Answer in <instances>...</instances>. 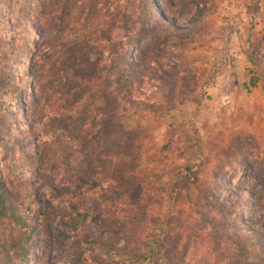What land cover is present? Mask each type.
I'll use <instances>...</instances> for the list:
<instances>
[{"label":"rangeland","instance_id":"rangeland-1","mask_svg":"<svg viewBox=\"0 0 264 264\" xmlns=\"http://www.w3.org/2000/svg\"><path fill=\"white\" fill-rule=\"evenodd\" d=\"M65 3L0 0V195L38 229L14 264H264V0Z\"/></svg>","mask_w":264,"mask_h":264},{"label":"trees","instance_id":"trees-1","mask_svg":"<svg viewBox=\"0 0 264 264\" xmlns=\"http://www.w3.org/2000/svg\"><path fill=\"white\" fill-rule=\"evenodd\" d=\"M68 2L69 0H66V3L60 6V10H62V8L64 10H68ZM209 15L210 11L205 10L201 19L205 20ZM49 34L47 35L48 37L51 36ZM197 34L198 30L195 25L190 29L182 31L180 34V37L182 38V46L186 47L191 42V40L197 36ZM43 45L45 50H48L51 53H56L58 47L64 46L63 37L61 36L50 41L46 40ZM29 54V58L32 61L33 56L31 53ZM87 68L88 67H84V69L78 70V74L75 77V83L77 84L78 91H85L88 89L89 84L95 81L94 76L88 73L89 69ZM250 86L255 87L256 82L253 80ZM170 92L171 94H174V90L171 89ZM83 95H86L85 92H83ZM128 104L132 108H142V103L129 100ZM109 109H111V107L108 105V110L106 111L107 115H109ZM134 112L136 113V111ZM107 115H105V117ZM194 146H196V143H194ZM191 172V169H187L179 176L189 178L192 175ZM180 184H182V182L178 183V188L173 190L170 194L171 206H174L176 201L181 197L183 187H181ZM6 226L10 228L9 233H6ZM37 230V225H29L26 215L19 212L17 207L8 205L6 200L0 195V264H14V255H17L21 261H24L27 257H29L30 252L28 250V246L30 245L34 233H36ZM153 238V242L147 252L149 256L155 254L156 252V236Z\"/></svg>","mask_w":264,"mask_h":264}]
</instances>
